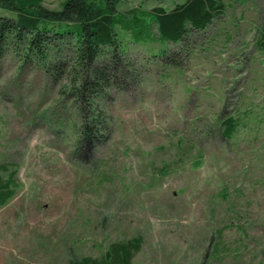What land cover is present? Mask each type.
Listing matches in <instances>:
<instances>
[{"label":"rangeland","instance_id":"374dc122","mask_svg":"<svg viewBox=\"0 0 264 264\" xmlns=\"http://www.w3.org/2000/svg\"><path fill=\"white\" fill-rule=\"evenodd\" d=\"M183 2L120 0L118 10ZM222 2V16L180 43L122 37L129 76L99 102L90 145L67 80L52 83L22 50L0 59V164L18 183L0 208V264L98 258L137 236L132 264H264V52L254 45L264 0Z\"/></svg>","mask_w":264,"mask_h":264},{"label":"trees","instance_id":"16d2710c","mask_svg":"<svg viewBox=\"0 0 264 264\" xmlns=\"http://www.w3.org/2000/svg\"><path fill=\"white\" fill-rule=\"evenodd\" d=\"M161 1V0H160ZM120 0H64L50 9L42 0H0V59L9 50L24 51V59H36L52 83L67 80L70 95L81 118V142H99V102L109 89L129 76V58L121 42L124 35L133 44L158 40L180 43L190 31H202L222 16V0H184L170 9L118 10ZM156 28V37L153 28ZM254 45L264 52V16ZM223 136L230 138L236 122H224ZM0 164V208L18 189L17 169ZM142 238L114 242L98 258H70L67 264H132Z\"/></svg>","mask_w":264,"mask_h":264}]
</instances>
